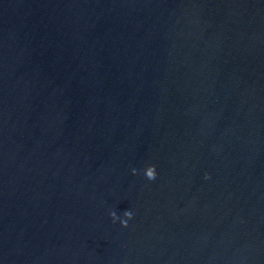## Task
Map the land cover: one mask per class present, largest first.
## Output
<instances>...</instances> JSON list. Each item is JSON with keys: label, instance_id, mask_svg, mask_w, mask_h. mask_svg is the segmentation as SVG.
<instances>
[{"label": "water", "instance_id": "water-1", "mask_svg": "<svg viewBox=\"0 0 264 264\" xmlns=\"http://www.w3.org/2000/svg\"><path fill=\"white\" fill-rule=\"evenodd\" d=\"M0 264H264V0H0Z\"/></svg>", "mask_w": 264, "mask_h": 264}, {"label": "clouds", "instance_id": "clouds-1", "mask_svg": "<svg viewBox=\"0 0 264 264\" xmlns=\"http://www.w3.org/2000/svg\"><path fill=\"white\" fill-rule=\"evenodd\" d=\"M137 174V170L133 169V175ZM144 174L146 176V178L148 180H155L156 176H157V171H156V166L154 164L148 165L145 169H144ZM207 178V176H206ZM124 219L120 220L121 226L122 227H127V221L130 220L133 215H134V209H128L126 210L124 213ZM110 216L113 220V222L115 223L118 219H120L117 214L115 212H111Z\"/></svg>", "mask_w": 264, "mask_h": 264}]
</instances>
